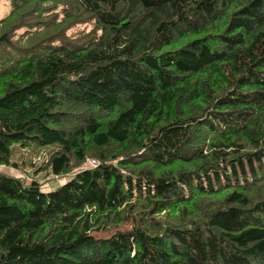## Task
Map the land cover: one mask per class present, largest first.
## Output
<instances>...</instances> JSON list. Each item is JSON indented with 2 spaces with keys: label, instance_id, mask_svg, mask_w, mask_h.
Instances as JSON below:
<instances>
[{
  "label": "trees",
  "instance_id": "1",
  "mask_svg": "<svg viewBox=\"0 0 264 264\" xmlns=\"http://www.w3.org/2000/svg\"><path fill=\"white\" fill-rule=\"evenodd\" d=\"M10 1L0 264H264V0Z\"/></svg>",
  "mask_w": 264,
  "mask_h": 264
},
{
  "label": "rangeland",
  "instance_id": "2",
  "mask_svg": "<svg viewBox=\"0 0 264 264\" xmlns=\"http://www.w3.org/2000/svg\"><path fill=\"white\" fill-rule=\"evenodd\" d=\"M10 0H0V18L7 14L11 8ZM89 28V24H80L73 26L67 32L68 35L74 36L82 29ZM55 150V145H30L26 148L17 144L11 146L10 162L14 166H0V171L14 177L24 179L26 182L36 180L41 184L43 190H50L57 187L58 184L64 182L70 177L77 168L73 169L65 176H53L48 169L44 168L45 161L48 156ZM93 160L88 158L83 167H91ZM96 236H105V234L97 233Z\"/></svg>",
  "mask_w": 264,
  "mask_h": 264
},
{
  "label": "built area",
  "instance_id": "3",
  "mask_svg": "<svg viewBox=\"0 0 264 264\" xmlns=\"http://www.w3.org/2000/svg\"><path fill=\"white\" fill-rule=\"evenodd\" d=\"M92 162H93L92 166H94V164H95V161L93 160Z\"/></svg>",
  "mask_w": 264,
  "mask_h": 264
}]
</instances>
